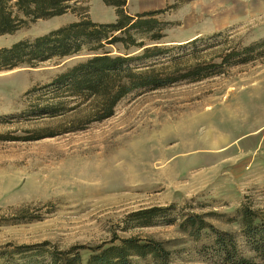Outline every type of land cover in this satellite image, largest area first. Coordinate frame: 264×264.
I'll list each match as a JSON object with an SVG mask.
<instances>
[{"label": "rangeland", "instance_id": "374dc122", "mask_svg": "<svg viewBox=\"0 0 264 264\" xmlns=\"http://www.w3.org/2000/svg\"><path fill=\"white\" fill-rule=\"evenodd\" d=\"M75 2L87 8L94 22L117 19L116 9L103 0ZM95 9L101 18H95ZM126 10L132 16L160 11L156 18L164 24L163 37L158 43L144 39L149 46L179 47L201 39L197 47L202 50L217 43L245 48L264 40V0H128ZM78 20L70 12L30 22L0 36V49ZM104 51L125 53L121 45ZM94 55L85 47L35 68L0 71V264L46 261L28 258L27 248L3 259V249L14 252L44 242L62 249L94 247L116 236L163 242L173 264H218L212 233L195 239L180 223L184 215L202 214L220 230L239 232L234 219L245 201L264 210V47L256 60L229 67L224 74L132 93L102 122L86 126L90 109H74L73 99V110L59 118L23 114L35 105L29 91ZM212 57L219 61L218 54ZM72 128L84 130L63 132ZM50 131L57 135L29 140ZM204 133L211 146H188L191 136ZM7 137L15 141L2 140ZM96 171L101 179L88 181ZM166 207L175 208L167 216H134ZM91 255L82 252L85 264ZM132 264L155 263L135 258Z\"/></svg>", "mask_w": 264, "mask_h": 264}, {"label": "trees", "instance_id": "16d2710c", "mask_svg": "<svg viewBox=\"0 0 264 264\" xmlns=\"http://www.w3.org/2000/svg\"><path fill=\"white\" fill-rule=\"evenodd\" d=\"M103 2L116 9L117 19L114 23L92 21L87 8L78 7L79 2L75 0H0V36L12 35L30 22L61 17L70 12L79 18L43 36L1 48L0 71L23 65L35 68L54 59L78 54L85 47L95 52L93 57L57 76L53 82L29 91L28 96L35 97L36 101L24 115L59 118L73 110L70 107L73 99L77 100L74 109L85 105L90 109L86 126L102 122L111 118L118 104L132 93L146 89L158 90L184 81L198 82L213 75L224 74L229 67L256 60L258 49L264 47L263 40L245 48H229L228 43H217L208 44V48L202 50L197 47L201 39L179 47L149 46L144 39L158 43L163 37L161 32L164 24L156 18L160 11L132 16L126 10L128 0ZM83 10L84 14L81 12ZM139 36L145 37L139 39ZM117 45H121L124 54L113 55L104 51L107 47ZM188 47L191 50L175 54L177 50ZM215 48L217 51L211 53ZM132 49L141 52L132 55ZM215 54H218L219 61L212 60ZM82 128L63 132H77L84 130ZM56 135L50 131L29 140ZM8 138L2 140L15 141ZM174 208H153L135 213L134 216L144 219L167 216ZM234 221L240 224L239 232L218 229L207 221L206 215L188 214L183 216L180 229L195 239H200L205 231H210L215 239L218 264H264V210L256 209L245 201L237 210ZM23 248H27L30 254L28 258L44 257V264H85L83 251L92 253L87 264H132L135 258H152L155 264H173L172 253L163 242L153 238L117 236L110 242L94 247L76 245L62 249L44 242L21 246L20 250L14 252L3 249L1 258L12 259V254L20 255Z\"/></svg>", "mask_w": 264, "mask_h": 264}, {"label": "bare ground", "instance_id": "6f19581e", "mask_svg": "<svg viewBox=\"0 0 264 264\" xmlns=\"http://www.w3.org/2000/svg\"><path fill=\"white\" fill-rule=\"evenodd\" d=\"M93 14L95 16V18H101L102 17V13L99 10H93ZM189 138V136H188ZM187 138V140H188ZM210 137L207 136V134L204 133V135L202 136H191V138L188 141V146L189 147H196V146H201V147H206L208 144L211 146V143L209 142ZM213 147V146H212ZM215 148V147H214ZM102 175L100 172L96 171L93 172L90 176L87 177L88 181H99L101 179ZM96 187H98L99 185H95Z\"/></svg>", "mask_w": 264, "mask_h": 264}, {"label": "crops", "instance_id": "0c3cea01", "mask_svg": "<svg viewBox=\"0 0 264 264\" xmlns=\"http://www.w3.org/2000/svg\"><path fill=\"white\" fill-rule=\"evenodd\" d=\"M104 22L107 23V22H110V21H104ZM104 22H103V23H104Z\"/></svg>", "mask_w": 264, "mask_h": 264}]
</instances>
